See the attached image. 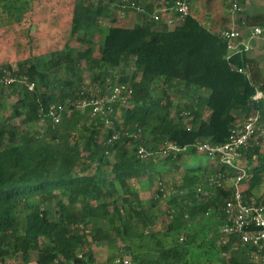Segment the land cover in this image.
I'll return each mask as SVG.
<instances>
[{"label":"trees","instance_id":"trees-1","mask_svg":"<svg viewBox=\"0 0 264 264\" xmlns=\"http://www.w3.org/2000/svg\"><path fill=\"white\" fill-rule=\"evenodd\" d=\"M161 1L175 4L72 0L76 45L26 59L17 70L0 65V77L9 70L17 79L0 85V264L12 257L28 264L33 253L37 264H124L126 255L131 264H256L257 258L264 264V249L223 231V207L240 169L194 146L225 144L251 113L259 111L263 120V96L254 98L264 93L260 62L244 44L229 51L222 34L192 12L174 26L161 11L159 20L152 18ZM246 1L224 0L242 13L243 42L247 28L264 26V11L243 13ZM32 9L30 0H0V16L5 12L15 25ZM134 13L138 18L128 25L118 23ZM245 67L250 75L239 71ZM85 69L101 94L126 83L132 95L107 116L87 110L64 114L55 127L42 121L40 112L51 104L67 109L81 98ZM18 117L22 128L13 125ZM168 141L190 148L163 154ZM196 154L207 159L192 163ZM241 154L238 165L247 176L240 190L264 204V147L254 144ZM175 172L172 186L168 177Z\"/></svg>","mask_w":264,"mask_h":264},{"label":"built area","instance_id":"built-area-1","mask_svg":"<svg viewBox=\"0 0 264 264\" xmlns=\"http://www.w3.org/2000/svg\"><path fill=\"white\" fill-rule=\"evenodd\" d=\"M139 11H145L144 8L133 3ZM234 10H240L237 2L233 4ZM167 18L168 24L174 26L177 23L183 22L191 13V5L188 0H175V4L171 7L164 4L162 1L158 4V9L151 14L152 18L160 19L159 12ZM124 14L122 15V18ZM250 39L255 38L262 33V27L257 26L252 28ZM222 36L227 40L229 51L235 50L244 44L248 50L247 43L241 40V32L238 29H225L221 32ZM240 72L250 75L248 67L239 68ZM20 80L29 90H34L35 83L29 82L26 77H21ZM17 79L12 75V72L5 70L0 77V85H8L15 82ZM97 85V84H95ZM92 93L91 96L86 95V91ZM101 89L96 87H83L81 98L75 101L73 107L67 108L64 104L53 103L48 107L47 112L41 111L40 117L42 121L49 119L53 127L59 124L63 115L70 116L78 108L88 109L92 116H107L114 112L116 104L125 103L127 98L132 95L133 87L126 83H119L109 87L105 94H101ZM262 93L258 92L254 98L258 99ZM69 101H71L69 99ZM262 145L264 147V122L261 120L259 111L251 113L248 117L237 122L231 129L229 140L222 145H212L211 143H198L194 145L199 151L208 153L211 156H219L220 161L233 168H239L241 173L232 178L236 190L234 195L226 202L223 209L228 219V224L223 228L226 233H237L244 243L256 246L259 250L264 249V204L260 203L256 198L251 197L246 199L240 190L239 182L247 176L246 169L238 165L241 159V149L249 148L251 145ZM190 148L189 145L180 146L175 142H166L161 147V153L167 154L171 152H185ZM142 157L147 156V151L144 147L139 149ZM124 264H130L129 260H125Z\"/></svg>","mask_w":264,"mask_h":264},{"label":"rangeland","instance_id":"rangeland-1","mask_svg":"<svg viewBox=\"0 0 264 264\" xmlns=\"http://www.w3.org/2000/svg\"><path fill=\"white\" fill-rule=\"evenodd\" d=\"M32 2V11L24 14V19H21L20 25L14 24V18L11 20L7 17V14L0 16V65L10 64V66L17 70L18 63L23 62L26 59L34 56L45 55L53 49H61L67 43L76 45L79 41L76 37L70 38L71 33V10L72 0H30ZM191 11L202 21V23L211 32L217 34L223 26L231 25L232 19L235 15H241L240 11H233L231 7H228L224 0H191ZM264 11V0H247L243 8V13H257ZM227 17L230 22H224V18ZM10 18V19H9ZM130 16L127 18H120L119 24L128 25ZM108 21H103V24H108ZM218 27V28H217ZM262 27V33L258 34L255 38L257 45H264V26ZM218 29V30H217ZM100 37H95L96 41H99ZM251 55L258 57L262 72L264 74V52L256 54L251 52ZM133 65L129 64L126 66V70H131ZM84 77L86 87H96L97 85L91 83L90 73L85 69ZM162 95L157 93L156 96ZM160 95V96H161ZM262 96V94L260 95ZM179 100V94L176 93L174 96ZM17 98L14 99V101ZM165 102V101H163ZM264 109V98L262 99ZM88 109H77L76 112H86ZM12 112H6L3 114L4 117L10 116ZM262 120V119H261ZM264 122V118L262 120ZM13 125L16 124L22 128L21 118H15L12 120ZM206 160L207 156L204 154H196L191 157L192 163H198L201 160ZM179 174L175 172L169 175L168 181L175 185V182L179 179ZM171 186V185H169ZM141 191V190H140ZM143 198L149 197V192L141 191ZM162 218L158 222L156 228H162ZM95 250H103L104 254L107 253L106 246H96ZM97 259L100 258L99 252L96 254ZM125 260H129L130 264L131 257L126 255ZM124 260V261H125ZM8 262L11 264H24L20 258H9ZM261 260L256 259V264H260ZM98 263V262H97ZM28 264L36 263V253L32 254Z\"/></svg>","mask_w":264,"mask_h":264},{"label":"crops","instance_id":"crops-1","mask_svg":"<svg viewBox=\"0 0 264 264\" xmlns=\"http://www.w3.org/2000/svg\"><path fill=\"white\" fill-rule=\"evenodd\" d=\"M192 12V11H191ZM193 13V12H192ZM130 16V18H134V19H137L138 17H137V15L134 13V14H130L129 15ZM224 18V22L226 23V22H230V20L227 18V17H223ZM239 15L237 16V15H235L234 16V18L232 19V23H231V25H226V26H223L220 30H218L220 33L223 31V30H225V29H238L239 30V28H242L243 26H244V23H243V21L241 22V21H239ZM218 28V27H217ZM252 30V27H250V28H247L246 29V31L248 32V34H247V38L245 39V43H247V45H248V54H249V56H251V57H254V58H256V59H258V57H256V56H253V55H251V52H253V53H256V54H260V53H263L264 52V45H257V42H255V40L254 39H250V34H251V31ZM218 32V33H219ZM258 61H259V59H258ZM260 62V61H259ZM261 65V64H260ZM262 93V96H263V98H264V93L263 92H261ZM261 96V97H262Z\"/></svg>","mask_w":264,"mask_h":264}]
</instances>
